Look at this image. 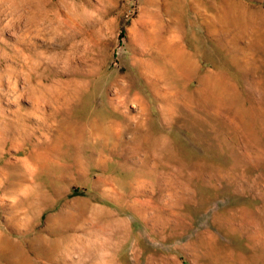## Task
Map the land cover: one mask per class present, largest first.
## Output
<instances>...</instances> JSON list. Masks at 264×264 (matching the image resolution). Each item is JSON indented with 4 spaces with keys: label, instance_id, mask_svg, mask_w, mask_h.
Returning a JSON list of instances; mask_svg holds the SVG:
<instances>
[{
    "label": "rangeland",
    "instance_id": "obj_1",
    "mask_svg": "<svg viewBox=\"0 0 264 264\" xmlns=\"http://www.w3.org/2000/svg\"><path fill=\"white\" fill-rule=\"evenodd\" d=\"M231 1L0 0V264H264V114L187 107L162 69L193 54L194 90L230 45L264 107L227 15L264 0Z\"/></svg>",
    "mask_w": 264,
    "mask_h": 264
},
{
    "label": "bare ground",
    "instance_id": "obj_2",
    "mask_svg": "<svg viewBox=\"0 0 264 264\" xmlns=\"http://www.w3.org/2000/svg\"><path fill=\"white\" fill-rule=\"evenodd\" d=\"M230 3L234 4V2L231 0ZM227 15L231 22L239 28L238 30H236L234 37L228 42V44H231L233 42L235 43V41L239 38L251 40V49L249 50L253 54V63L249 64L250 68H248V70H244L241 75H239L241 76V79H246L249 82V76L253 75L255 77V79L252 80V82L254 81L253 86L251 84L250 85L251 87H253L255 92L256 90H260L261 92V86L264 85V20L261 24H259L256 21V15L253 13L252 23L250 19H246L243 14L236 13V11L232 8L228 10ZM229 47L230 48L227 49V52L230 54V56L227 59L223 58L222 64H216L214 62V68L212 70L199 76V85L194 90H189L188 88V86H190V82L194 79L193 77L191 78V76H194L196 74V68L198 67L193 54L187 51H183L176 57L165 59L162 69L166 73L165 76L168 80L172 77H175V80L179 82L181 88L185 90L184 95L179 96L186 101L187 107L196 102L198 104H200L201 102L209 103L218 112L228 111L233 115H239V118L242 117V119L245 120L247 118H250L252 124L250 122L248 123L253 126L254 122L256 123L258 122L257 120L262 118L261 116L264 114V107L263 105L256 106L257 104L255 103L254 99L253 106L247 108L243 105L244 98L243 96H241V94L238 93L236 85L233 81V76L229 74L230 65L236 64V66L239 65V68L241 65L237 63L238 61L234 56L235 51L231 50L230 45ZM221 48L223 50V47ZM224 54L222 53L223 56ZM19 251L17 253L15 252V254H18ZM17 256L18 257L15 260L17 263L19 262V264H33L32 260H30L31 257L25 254V252H20Z\"/></svg>",
    "mask_w": 264,
    "mask_h": 264
}]
</instances>
